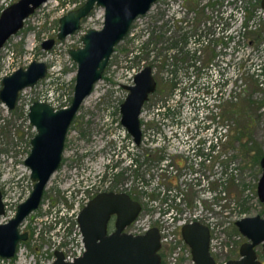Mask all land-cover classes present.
Wrapping results in <instances>:
<instances>
[{"label": "rangeland", "instance_id": "rangeland-1", "mask_svg": "<svg viewBox=\"0 0 264 264\" xmlns=\"http://www.w3.org/2000/svg\"><path fill=\"white\" fill-rule=\"evenodd\" d=\"M9 1L17 0H0V9ZM257 1L158 0L149 14L134 22L129 36L115 48L102 80L72 121L63 165L49 181L40 208L20 226L21 233H28V240L18 246L13 259H0V264H50L52 251L61 242L57 238L59 215L55 218L53 209L73 192V182L77 181L74 167L82 163L87 172L91 170L89 181H94L92 176L103 171L107 163L106 155L118 153L119 158H125L124 151L136 152L120 124L119 108L128 94L125 86L132 85V70L147 64L154 67L157 88L140 117L141 130L147 132L142 148L153 150L161 145L159 132L169 138L168 148L181 145L182 152L185 145L195 148L199 144L204 150L215 146L210 167L189 161L181 162L182 168L173 165L172 170L161 171L150 162L145 168L147 178L157 179L149 182L147 191L156 193L163 188L167 192L171 188V192L184 194L191 215L201 214L203 219L224 225L230 237L237 234L234 223L238 219L264 217L257 197L262 173L259 162L264 154V12L258 15ZM84 2L47 1L0 50V78L32 61L49 66L46 79L36 88L24 90L15 110L8 112L0 103V192L5 205L0 223L14 216L33 187L24 160L35 130L25 110L37 99L58 108L69 105L76 67L68 50L79 45L82 33L101 28L103 10L95 9L78 33L56 43L51 50H42L41 43L56 37L59 18L67 9ZM201 35L210 41L194 54L192 39ZM142 42L146 48L140 59H133L128 52L135 51ZM170 48L175 49V55L168 56L166 50ZM197 134L200 141H195ZM111 137L121 139V145L114 144ZM84 150L90 158L82 161ZM145 215H141V221L147 219Z\"/></svg>", "mask_w": 264, "mask_h": 264}, {"label": "water", "instance_id": "water-1", "mask_svg": "<svg viewBox=\"0 0 264 264\" xmlns=\"http://www.w3.org/2000/svg\"><path fill=\"white\" fill-rule=\"evenodd\" d=\"M48 0H19L0 15V50L22 27L25 19ZM157 0H86L77 10L59 20L58 40L74 34L80 21L98 6L104 9V22L99 30H89L82 38L83 47L70 50L69 55L77 64V75L73 98L68 107L55 110L49 104L35 102L28 110L29 124L37 132L31 141V151L25 160L30 178L34 182L26 201L18 205L16 213L6 223H0V259L14 258L17 246L28 239L19 227L26 217L35 211L42 200L51 175L58 169L68 129L94 85L103 77L104 70L114 47L125 37L133 22L144 16ZM264 10V0H260ZM54 41L42 44L49 50ZM43 62H32L26 69L19 68L1 80L0 103L13 111L19 93L33 88L46 76ZM120 105V124L132 137L136 146L141 142L140 117L143 105L156 90V81L150 67L143 68L133 77L132 85ZM262 174L257 184V196L264 206V154L259 163ZM140 204L126 194L104 193L93 198L79 213L78 223L83 236L85 253L73 264H160V237L156 228L144 235L132 236L124 230L136 220ZM4 203L0 192V216H4ZM115 216V230L107 234V225ZM238 232L247 240L239 249L240 258L225 264H261L257 260L256 248L264 251V218H243L235 222ZM184 242L191 250L195 264H215L208 252L209 230L199 222L185 224L181 229ZM53 264H67L61 253H55Z\"/></svg>", "mask_w": 264, "mask_h": 264}, {"label": "flooded vegetation", "instance_id": "flooded-vegetation-1", "mask_svg": "<svg viewBox=\"0 0 264 264\" xmlns=\"http://www.w3.org/2000/svg\"><path fill=\"white\" fill-rule=\"evenodd\" d=\"M18 1L19 0H17L14 3L9 1L7 4H5L0 9V15L2 14V12L5 9H7L11 5L17 3ZM85 2H86V0H85ZM85 2L83 4H79L78 6L82 7L85 4ZM257 2L260 4L259 0ZM157 3H158V0L156 1V3H154L151 6V8L149 9V11L146 14H149L151 12L153 6H155ZM78 6L76 4L73 5L72 8H70L69 10L67 9L65 11V12L68 11L66 14H68L71 11L79 9L80 7L77 8ZM258 7L259 8H257V9H260V5H258ZM97 8H100L103 10L102 25H101V28H102L103 22H104V9L95 5L94 8L87 14V16L84 17L80 21V28L74 34L78 33L81 30L82 22L85 19H87L90 16V14ZM206 8H208V7H206ZM253 8H254V6H253ZM66 14L62 15L59 18V20L63 16H65ZM31 16H29L27 19H25V21L23 23V27L18 32H20L24 28L25 22ZM141 17H143V16H141ZM138 18H140V17H138ZM134 22L131 25V27H130L128 33L125 35V37L114 47V51H113L112 55L115 52V48L120 43H122L126 37L129 36L130 31L132 30V26L134 25ZM89 30H99V29H89ZM88 31L81 34L79 45L76 48L69 49L68 55H69L70 50H76V49L83 47L82 38L85 36V34ZM57 34H58V31H57ZM57 34H56L55 38L43 41L41 43V48H42V44L44 42L52 40V41H54V43H53L52 47L49 49V50H51L56 45V43L63 41L66 38L74 35V34H72V35L65 37L63 40H58ZM144 45L145 44L143 42L139 43L135 47V51L128 52V54L130 53V55L133 59H136V60L140 59L139 55H141L143 50L146 48ZM172 48H175V47H172ZM172 48L168 49V51L166 50V52L168 53V56L175 55V53H174L175 49H172ZM42 50H44V49L42 48ZM49 50H44V51H49ZM112 55L109 58L108 64L112 58ZM69 57L76 67L75 79H74V86H75L76 75H77V64L73 61V59L71 58L70 55H69ZM32 62H41V61H32ZM32 62H30L23 69H26ZM43 63L47 67L46 76L43 79L39 80L33 88H36L38 86V84L40 82L44 81L48 75L49 66L45 62H43ZM108 64H107V66H108ZM107 66H106V68H107ZM145 67H150L151 73L153 75V73H154L153 65L147 64V66H144L143 68H145ZM143 68H140L137 71H135L134 69L132 70L133 74L130 76V77H132V82H133L134 75L136 73L140 72ZM17 69H19V68H17ZM17 69H15V70L13 69V70L9 71L7 74H5L4 76H2L0 78V89H1V80L5 76H8L12 72L16 71ZM104 72H105V70H104ZM95 85H94V87H95ZM94 87H93V89H94ZM33 88H28V89L32 90ZM156 88H157V83H156ZM25 90H27V89H25ZM23 91H21L19 93L18 101L20 100V96L23 93ZM73 92H74V89H73ZM92 92H93V90H92ZM72 98H73V95H72ZM149 98H150V96H149ZM149 98H148V100H149ZM18 101H17L16 105L18 104ZM35 102L49 104L55 110L62 109V108L54 107L53 105H51V103L47 102L45 99L32 100L29 103V106H27V109L25 110V116L26 117L28 114L29 107ZM70 103H71V101H70ZM144 105H143V107H144ZM167 106L169 107V104H167ZM15 108H14V110H15ZM142 110H143V108H142ZM8 112H11V111H8ZM77 114L75 115V117L77 116ZM162 116H165V115L162 114ZM168 118L169 117H167L166 119H168ZM26 119L28 120V118H26ZM172 121L175 122V119H172ZM141 128H142V126H141ZM146 133L147 132H142L141 142H140L139 146H136L134 144L132 137L127 133L128 136L131 138V142L133 143L132 146L137 148L136 152H127L126 153V151H124L125 158H121V157L119 158L118 153H114V154L109 153L108 155H106L107 156V158H106L107 163L103 164V171H101V172L99 171L98 173H96V171L93 172V174L96 173L92 176V178H94V181L93 180L89 181L88 175L91 173V170H88V172H87V169L86 168L84 169V167L81 166L82 163L79 165V168L74 167L75 178L77 179V181L73 182V185H74L73 192H69L65 196V199H66L65 203H63L61 206L58 205V206L54 207V209H53L55 218L57 215H59V218H58L59 220H56V223L59 224V229H58L59 236H57V238H59L61 240V242L58 241L57 245L59 246V248L52 251V254H51L52 258H51L50 264H53L54 261L56 260V256H55L56 252H59L62 254L63 261L67 264H73L75 262V260L83 257L86 249H85V245L83 242V236H82V233L80 230V225L78 223V215L81 212V210L93 198H95L99 194H104V193H116V194H122L123 193V194L128 195L130 197V199H132V200H134L140 204L141 210H140L138 217L136 218V220L134 222H132L124 230V233L132 235V236H139V235H144L147 231H149L152 228H156L158 233H159V237H160V250L158 251V254L160 256V264H195L193 261L191 250L188 247V245L184 242L182 235H181L182 227L185 224H190V223H194V222H199L208 228V230H209L208 252H209L210 256L212 257L213 261L215 262V264H225L226 262H228L230 260H238L240 258V255H239L240 246L242 244L246 243L247 240L238 232V230H236L237 234L235 236L230 237V236L226 235V232L224 231V225L220 226L218 224H215V222H213L212 219H203L202 218L203 216L201 214L195 213V214L191 215L190 209L186 205L184 194L179 193V192L178 193L177 192H170L171 188L167 192H165L163 190V188L156 193H151V192L147 191V186L149 184V180L147 178V174L145 173V168H147L146 166H148L150 164V162H152V164H150V166L157 165V167L161 168V171L162 170L165 171L167 168L173 167V165L178 166L179 168H182L184 166V165L182 166V164L190 163L189 161H194L197 166L205 163L206 166L210 167L211 166V158H212V149L215 148V146H210L209 147L210 149L205 148V150H204L202 148V146L199 144L195 148H194V146H191V145L190 146L185 145L184 150L182 152V150L180 148L181 145H180V147L177 146V147H174L172 149L168 148L167 143H169V138L166 137V135H164L163 132H159L158 136L160 137L159 140L162 142V144L156 145V147H154L153 150H144L142 148V146L144 145V142L146 140V139L144 140V138H145L144 136L146 135ZM36 134H37V132L35 131V134L29 140L28 156H29L30 151H31V141L36 136ZM194 137L196 138L195 141H200V139H201V136L199 134H197ZM67 138H68V132L66 134L65 141H64V148H63L62 159H61L60 165H59L58 169L51 175L49 181L61 169V167L63 165L64 152H65V148H66ZM119 138H120V136H119ZM119 138L111 137V141H113V143L116 144V142L121 141V139H119ZM93 143H94V141L91 142V144H89V145H92ZM119 145H121V142L119 143ZM138 149H141L140 152L138 151ZM152 152L156 153V154L154 155V154H152ZM128 154H129V156H128ZM65 155H66V153H65ZM88 157H89L88 151L84 150L82 153V156H81V158H82L81 160L83 161V159H85V158L87 159ZM202 157L206 158V159L209 157L210 159L205 160V159H202ZM150 158H153V161H150ZM154 158H155V160H154ZM25 160H24V166H25ZM110 162H112V164ZM181 162H182V164H181ZM29 172H30V170H29ZM174 173L176 174V172H174ZM30 174H31V172H30ZM30 180H31V178H30ZM49 181H48V183H49ZM32 183L34 185L33 181H32ZM48 183H47V185H48ZM85 184H86V186H85L86 188L80 192V188L82 186H84ZM150 184H151V182H150ZM169 184H173V183L169 182ZM47 185H46V187H47ZM46 187H45V189H46ZM43 196H44V193H43ZM42 199H43V197H42ZM2 201H3V198H2ZM41 202H42V200H41ZM41 202H40V205H41ZM3 203H4V201H3ZM40 205L35 211H38V209L40 208ZM64 205H66L67 207L65 208ZM69 205H70V207H69ZM262 206H263V204H262ZM263 208H264V206H263ZM16 210H17V208H16ZM4 211H5V205H4ZM35 211H33L32 213H34ZM15 213H16V211H15ZM32 213H30L27 217H29ZM142 214H146L145 217H147V219L141 221L140 217ZM60 216H62V217H60ZM188 216H189V218H188ZM243 218H240L238 220H241ZM245 218H248V217H245ZM262 218H264V217H262ZM115 220H116L115 216H111L109 221H108V225H107V234L108 235H110L115 230ZM237 221H235V222H237ZM234 226H235V223H234ZM19 231H20V227H19ZM24 233H26V232H24ZM28 238H29V235H28ZM26 241H24V242H26ZM21 243H23V242H20L18 244V246ZM18 246H17V250H18ZM16 253H17V251H16ZM256 254H257V260L261 264H264V251L261 249V247L256 248ZM15 256H16V254H15Z\"/></svg>", "mask_w": 264, "mask_h": 264}, {"label": "built area", "instance_id": "built-area-1", "mask_svg": "<svg viewBox=\"0 0 264 264\" xmlns=\"http://www.w3.org/2000/svg\"><path fill=\"white\" fill-rule=\"evenodd\" d=\"M261 12H264V10H261V9H258V15L261 13ZM242 25H244L245 23H241ZM245 28V27H244ZM210 36V35H209ZM191 39V38H190ZM193 40V43H195L194 45L196 46V48H194V54H196L198 51H199V47H201V46H203V44H208V42L210 41V39L209 38H207V36H205V35H201V36H197V37H195V38H193L192 39ZM170 107V106H169ZM175 120H176V118H174ZM210 149L209 148V146L208 147H206V149ZM202 159H205V160H209L210 158L208 157L207 159L206 158H203L202 157ZM168 169H170V170H172L173 169V167H170V168H168ZM175 172V171H174ZM174 172H172L173 174H175ZM156 179L157 178H152V179H150L149 180V182H155L156 181ZM157 184H160L159 183V180H158V182H157ZM160 191V190H159ZM171 192V191H170Z\"/></svg>", "mask_w": 264, "mask_h": 264}, {"label": "trees", "instance_id": "trees-1", "mask_svg": "<svg viewBox=\"0 0 264 264\" xmlns=\"http://www.w3.org/2000/svg\"><path fill=\"white\" fill-rule=\"evenodd\" d=\"M258 5H259V3L257 2V3H256V8H259ZM254 7H255V6H254ZM244 27H246V24H244ZM214 41L217 42V40H214ZM172 86H174V85H172ZM262 156H263V155H262ZM261 158H262V157H261ZM261 158H260V159H261Z\"/></svg>", "mask_w": 264, "mask_h": 264}]
</instances>
